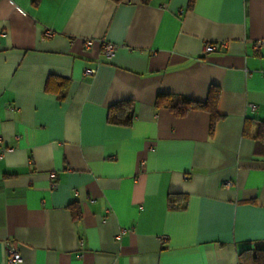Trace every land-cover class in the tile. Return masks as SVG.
Here are the masks:
<instances>
[{
  "label": "crops",
  "instance_id": "crops-1",
  "mask_svg": "<svg viewBox=\"0 0 264 264\" xmlns=\"http://www.w3.org/2000/svg\"><path fill=\"white\" fill-rule=\"evenodd\" d=\"M34 1L0 0V264L7 245L16 264H239L263 246L264 144L244 128L264 120V0ZM212 85V133L204 110L154 105ZM125 100L133 123L110 124Z\"/></svg>",
  "mask_w": 264,
  "mask_h": 264
},
{
  "label": "trees",
  "instance_id": "trees-1",
  "mask_svg": "<svg viewBox=\"0 0 264 264\" xmlns=\"http://www.w3.org/2000/svg\"><path fill=\"white\" fill-rule=\"evenodd\" d=\"M119 2L121 0H113ZM192 0H190L191 5ZM36 4V0L34 1ZM49 89L50 84H48ZM221 95V87L212 85L209 88L205 101H199L182 95L161 93L156 96L154 105L157 109L167 108L177 116H185L191 110H204L210 115V131H214L216 123L222 118L218 112V101ZM134 119V103L131 100L119 101L110 106L107 121L110 124L129 126ZM244 134L253 137L257 142L264 144V120H259L256 129L250 133L245 127ZM175 197H169V204L175 207ZM74 218H79L80 208L77 204L71 206ZM239 264H264V245L255 248H245L239 252Z\"/></svg>",
  "mask_w": 264,
  "mask_h": 264
},
{
  "label": "built area",
  "instance_id": "built-area-1",
  "mask_svg": "<svg viewBox=\"0 0 264 264\" xmlns=\"http://www.w3.org/2000/svg\"><path fill=\"white\" fill-rule=\"evenodd\" d=\"M93 40L92 39H87L85 41V45L87 47H90L92 44ZM102 47H103V53L104 55L108 58V59H112L115 56V52H116V46L113 43L110 42H105V41H101ZM264 44V40H260L256 43V46H262ZM222 46H225V43H222ZM218 46L214 45V44H206L205 45V51H212L217 49ZM88 73H94L95 70L94 69H88L87 70ZM54 176V175H52ZM225 184L227 186H231L233 184L232 181L227 180L225 182ZM52 187L55 186V182L51 183ZM163 238H167V236H164ZM7 253H8V261L10 264H16L22 261V256L21 254L18 252V250L11 246V245H7Z\"/></svg>",
  "mask_w": 264,
  "mask_h": 264
}]
</instances>
